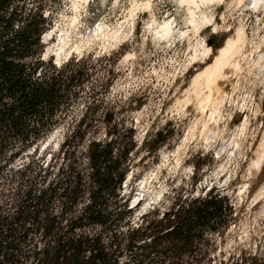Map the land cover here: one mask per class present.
Segmentation results:
<instances>
[{"label": "rangeland", "instance_id": "obj_1", "mask_svg": "<svg viewBox=\"0 0 264 264\" xmlns=\"http://www.w3.org/2000/svg\"><path fill=\"white\" fill-rule=\"evenodd\" d=\"M253 1L55 0L44 11L53 24L42 59L89 56L94 84L109 80L107 102L126 127L134 124L140 149L122 195L136 218L169 207L174 190L192 199L214 188L237 215L220 245L226 253L264 252V157L255 165L264 148V4ZM228 45L225 65L208 80L201 73ZM63 138L55 130L18 164L53 163L56 173Z\"/></svg>", "mask_w": 264, "mask_h": 264}, {"label": "trees", "instance_id": "obj_2", "mask_svg": "<svg viewBox=\"0 0 264 264\" xmlns=\"http://www.w3.org/2000/svg\"><path fill=\"white\" fill-rule=\"evenodd\" d=\"M54 1L0 0V264H264V252L220 249L237 215L214 188L174 190L169 207L136 218L122 191L140 148L107 102L109 80L94 84L89 56L42 59ZM55 130L56 173L18 164Z\"/></svg>", "mask_w": 264, "mask_h": 264}, {"label": "bare ground", "instance_id": "obj_3", "mask_svg": "<svg viewBox=\"0 0 264 264\" xmlns=\"http://www.w3.org/2000/svg\"><path fill=\"white\" fill-rule=\"evenodd\" d=\"M181 2L187 3L189 5V4H191V2H193V0H181ZM252 4H253L254 8H258V7L261 8L262 5L264 4V1L263 0H254L252 2ZM169 33H170L169 29L164 30V35H168ZM67 46H68V43L65 42L64 47L61 49V51L65 50ZM230 47L231 46L228 45L226 48L221 49L219 51V56H217L215 58L213 64L207 66L206 69L203 71V73H201L202 75L207 76L208 80L211 79L212 77H214L215 74L218 73L217 71H220V69L225 65L224 63H226V60H227L226 57H227V55H229ZM231 49H232V47H231ZM209 52H210V49H207L206 56L209 55ZM243 124H244V122H243ZM263 157H264V148H263V153L260 154L258 161L255 163L256 166L261 164Z\"/></svg>", "mask_w": 264, "mask_h": 264}, {"label": "water", "instance_id": "obj_4", "mask_svg": "<svg viewBox=\"0 0 264 264\" xmlns=\"http://www.w3.org/2000/svg\"><path fill=\"white\" fill-rule=\"evenodd\" d=\"M213 43H214V40L211 39V40H209V41L207 42V45H208L209 47H211V46L213 45ZM46 57H47V56H46ZM262 112H263V117H264V104H263V106H262Z\"/></svg>", "mask_w": 264, "mask_h": 264}]
</instances>
